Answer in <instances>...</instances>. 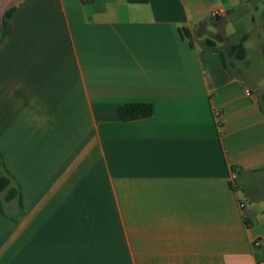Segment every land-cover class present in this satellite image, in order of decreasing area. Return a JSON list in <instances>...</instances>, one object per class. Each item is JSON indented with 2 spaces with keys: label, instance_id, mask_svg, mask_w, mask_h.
Returning a JSON list of instances; mask_svg holds the SVG:
<instances>
[{
  "label": "crops",
  "instance_id": "1",
  "mask_svg": "<svg viewBox=\"0 0 264 264\" xmlns=\"http://www.w3.org/2000/svg\"><path fill=\"white\" fill-rule=\"evenodd\" d=\"M259 1L0 0V264H264V106L194 38Z\"/></svg>",
  "mask_w": 264,
  "mask_h": 264
},
{
  "label": "rangeland",
  "instance_id": "2",
  "mask_svg": "<svg viewBox=\"0 0 264 264\" xmlns=\"http://www.w3.org/2000/svg\"><path fill=\"white\" fill-rule=\"evenodd\" d=\"M241 7L246 9L245 16L241 21L233 23L234 28L231 26L228 27V38L230 42L236 43L240 41L245 33H248L249 37L245 42L247 55L243 60L228 57V62L233 61L234 67L247 80V83L252 87L264 106V41H262L264 39H260L256 34L260 33L264 38V0L258 2L257 10L256 8H249L245 5H241ZM201 23L200 27L197 25L194 26V38L201 48H205L202 46V42L206 38L213 39L218 44L222 43L220 41H225L223 35H220L218 28L213 25L215 23L214 21H203ZM220 46L222 50L229 51V44L222 43ZM245 195L248 196L250 194L246 192Z\"/></svg>",
  "mask_w": 264,
  "mask_h": 264
},
{
  "label": "trees",
  "instance_id": "3",
  "mask_svg": "<svg viewBox=\"0 0 264 264\" xmlns=\"http://www.w3.org/2000/svg\"><path fill=\"white\" fill-rule=\"evenodd\" d=\"M131 3H145L148 0H128ZM14 7L8 9L4 16L1 26L0 39H2L6 34V23L7 19L11 16L14 11ZM202 23L198 25L201 26ZM183 38H190L191 31L187 27H182L180 29ZM248 39V34H244L238 43L230 44L229 51L226 52L220 48H216V41L210 38H206L204 43L208 48H212V54L214 57L219 58L225 67H228V57H234L237 60H243L246 58L247 49L245 42ZM192 44V42L190 41ZM215 49V50H213ZM209 55V53H207ZM118 115L122 120L129 121L135 120L143 117L150 116L153 112V105L150 102H128L120 105L118 107ZM234 172L237 173V178L231 186L233 188L240 187L244 189V182L251 179V173L258 170H253L251 172H243L238 168H232ZM260 171V170H259ZM250 178V179H249ZM236 186H235V185ZM18 200L19 211L22 209V192L19 184L16 182L12 174L7 170L5 163L3 161L2 154L0 152V200L10 201L12 199Z\"/></svg>",
  "mask_w": 264,
  "mask_h": 264
},
{
  "label": "built area",
  "instance_id": "4",
  "mask_svg": "<svg viewBox=\"0 0 264 264\" xmlns=\"http://www.w3.org/2000/svg\"><path fill=\"white\" fill-rule=\"evenodd\" d=\"M241 1L245 2V1H247V0H241ZM219 15H220L219 10H216V11L213 13V16H219ZM240 206H241V208H243L245 205H244V203H240Z\"/></svg>",
  "mask_w": 264,
  "mask_h": 264
}]
</instances>
